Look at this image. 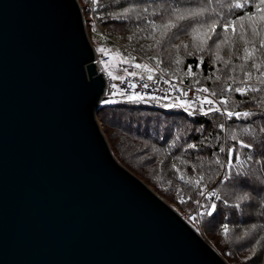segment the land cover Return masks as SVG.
Listing matches in <instances>:
<instances>
[{"label": "water", "instance_id": "water-1", "mask_svg": "<svg viewBox=\"0 0 264 264\" xmlns=\"http://www.w3.org/2000/svg\"><path fill=\"white\" fill-rule=\"evenodd\" d=\"M95 57L77 0H0V264H227L113 156Z\"/></svg>", "mask_w": 264, "mask_h": 264}, {"label": "trees", "instance_id": "trees-1", "mask_svg": "<svg viewBox=\"0 0 264 264\" xmlns=\"http://www.w3.org/2000/svg\"><path fill=\"white\" fill-rule=\"evenodd\" d=\"M78 3L88 36L95 32L100 44L120 58L121 79L129 74L145 77L136 65H147L183 86L203 89L213 101L210 107L192 103L184 112L181 106L165 108L160 100L107 97L96 115L116 159L189 213L205 188H218L216 211L204 215L214 247L226 250L231 264H264V186L259 183L264 178V132L260 131L264 128V30L254 33L245 27L247 19H239L256 11L257 0ZM237 3L242 6L234 7ZM171 8L191 9L198 15L174 21ZM170 19L175 26L164 32L162 25ZM213 22L215 30L205 39L207 25ZM230 22L235 33L224 31ZM109 52L103 54L111 58ZM217 109L241 115L228 116ZM240 141L253 147H241ZM189 144L194 147L188 148ZM229 149L231 165L226 169L228 179L222 182ZM237 171L246 175L238 180ZM243 191L250 193L251 201L236 200Z\"/></svg>", "mask_w": 264, "mask_h": 264}, {"label": "built area", "instance_id": "built-area-1", "mask_svg": "<svg viewBox=\"0 0 264 264\" xmlns=\"http://www.w3.org/2000/svg\"><path fill=\"white\" fill-rule=\"evenodd\" d=\"M109 59L108 55L97 56L95 57V64L97 66V70L99 68L100 62L107 61ZM153 72L150 74L152 76V80L148 79L147 77H140L137 75H126L124 76L119 82L114 83L111 78L104 72H102L106 79V90L105 95L107 97H114V96H121L125 97L129 100H139L135 99L137 94L142 97V99H153V100H162V101H171L166 105L169 107L165 108H173V107H180L183 105L182 110L184 112H188V108L192 103H197L202 107L212 106L209 104L202 103V98L207 97L208 100L211 98L204 92L203 89H192L187 86H183L180 83L176 82L175 80L164 76L160 71L156 68H153ZM117 84V88L111 86V84ZM135 85V87H133ZM182 88L186 95H183L181 89ZM201 96V98H200ZM180 101V103L175 101ZM212 101V100H211ZM221 112V110H218ZM220 180L224 182L226 179L224 174L220 176ZM217 195L213 196V201H217Z\"/></svg>", "mask_w": 264, "mask_h": 264}, {"label": "rangeland", "instance_id": "rangeland-1", "mask_svg": "<svg viewBox=\"0 0 264 264\" xmlns=\"http://www.w3.org/2000/svg\"><path fill=\"white\" fill-rule=\"evenodd\" d=\"M78 1V0H77ZM81 2H83V0H81ZM80 5V4H79ZM81 8V6H80ZM82 9V8H81ZM89 39H90V42L97 54V56L99 57V55H104L103 53L104 52H109L106 50L105 46H103V44L101 45L100 42L98 41L99 40V36L97 34H95V32L91 31L90 33V36H88ZM100 48V49H105L106 51H102V52H98L97 49ZM110 55H111V58H109L107 61H102L100 62V65H99V68H98V71L99 72H104L106 73L110 78L111 80L114 82V83H117L121 80V76H123V74L121 72L118 71V63L120 58L117 56V54L115 52H109ZM106 55V54H105ZM151 69V72H148L145 68L143 67H140V69H138V74H142V75H145V77L149 76L152 72H153V67H150ZM115 77V79L113 78ZM174 80V79H173ZM177 82V81H176ZM179 83V82H178ZM113 85V87L117 88V84H111V86ZM183 95H185V91L180 88ZM201 98V96H200ZM156 101V100H155ZM171 101H162L161 100V103L164 104H167V103H170ZM175 102H178L181 104L180 101H175ZM205 104H208L206 102H204ZM220 110V109H217V111ZM224 114V113H223ZM97 116V115H96ZM98 119V117H97ZM98 122L102 128V124L101 122L99 121L98 119ZM103 132V131H102ZM104 134V133H103ZM113 154V153H112ZM114 156V154H113ZM115 157V156H114ZM229 159L228 161L226 160V162L223 164V168H222V171H221V174L222 173H226V169H229V161L231 159V155H228ZM116 158V157H115ZM117 160V159H116ZM118 161V160H117ZM119 162V161H118ZM120 163V162H119ZM123 167H125L122 163H120ZM231 165V164H230ZM129 172H131L132 174H134L130 169H128L127 167H125ZM138 179H140L150 190H152L155 194H157L160 198H162L168 205H170L175 211H177L180 216L191 226L193 227L199 234L200 236L211 246V248L221 257L224 259V261L227 263V264H231L230 262H228V258H227V251L222 249V248H215L214 247V242H213V239L207 235V229H206V226H205V219H204V215H207V212L210 210V206L211 205H216L218 203V200L217 201H213V196L216 194L217 196H219V192H218V188L214 187V186H209L207 188H205L199 199L196 201L195 203V210L196 211L194 214L192 213H189V210L186 209L184 211H182L178 205H175L173 203H171L169 201L168 198L160 195L157 191H155V189L150 186L146 181H144L143 179H141L140 177H138L136 174H134ZM197 209V210H196Z\"/></svg>", "mask_w": 264, "mask_h": 264}, {"label": "snow or ice", "instance_id": "snow-or-ice-1", "mask_svg": "<svg viewBox=\"0 0 264 264\" xmlns=\"http://www.w3.org/2000/svg\"><path fill=\"white\" fill-rule=\"evenodd\" d=\"M93 2H95V0H93ZM242 5L237 3L234 5V7L236 8H240ZM256 11L254 13H246L244 16H241L239 19L241 21L247 19L248 20V24L245 27H251L253 32L256 33L258 30H264V0H257V4H256ZM124 12L127 13L129 12L128 8L124 9ZM171 18H174V21H182L185 20L186 18H194L198 15V13L194 10L191 9H180V8H171V12L169 13ZM174 25L173 19H170L169 23H166L164 25H162L164 32H167L169 29H171ZM153 28H156V25H153ZM208 31L204 33L205 39L209 38L210 33L212 31L215 30V22H213L210 25H207ZM229 29H231V31L233 33L236 32V26L235 24H232L231 22L228 24L224 25V31L225 33H227L229 31ZM193 31H195V29H193ZM164 32H162V35L164 34ZM225 42L228 40L227 35L224 38ZM204 41H201V43H203ZM262 46H264V41H262ZM217 48H219V42L217 43ZM98 52H102V51H106L105 49H97ZM247 52V50H245ZM189 55H191V53H189ZM255 67V65H253ZM136 67H144L146 70H148L149 72H151V69H148L147 65H136ZM264 75V74H262ZM115 79V77H113ZM149 80H152V76L149 75L148 76ZM81 85L83 88H87L89 87V85H85L83 84L82 80H81ZM133 87H135V85H133ZM237 92L242 93L244 91V89L242 88H237L236 89ZM186 95V93H185ZM135 99H142V97H140L138 94L135 97ZM206 102L209 105H211L213 103V101L208 100L207 97H203L202 98V103ZM183 107V105H181ZM165 107H169V105H165ZM211 110V109H210ZM203 111V109H202ZM233 114H235L236 116H240L241 113L236 112V113H232V112H227L228 116H232ZM243 115L248 116L251 115V113L245 112L243 113ZM223 127V126H221ZM245 131H247V129H245ZM261 132H264V128L260 129ZM240 145L241 147L244 148H252L253 145L251 143H244L243 141H240ZM188 148H192L194 147L192 144H189L187 146ZM233 150L229 149L228 150V154L232 155ZM235 159H238V155L234 157ZM249 160L252 159V157H248ZM231 164V161H229V166ZM246 174L243 171H237V179L239 180V178L244 177ZM224 177L225 179H228V173H224ZM259 183L264 186V178H260ZM217 200L220 199L219 196L216 197ZM252 197L250 195V193L248 191H243L241 194L236 196V200L240 201V202H248L251 201ZM236 207H240V204H237ZM216 211V205H211L210 206V210L207 212V215L212 216L214 214V212ZM225 231L227 230V225H223ZM253 227H256V225H253ZM259 243V241L257 242ZM253 251L255 252V248H253Z\"/></svg>", "mask_w": 264, "mask_h": 264}]
</instances>
